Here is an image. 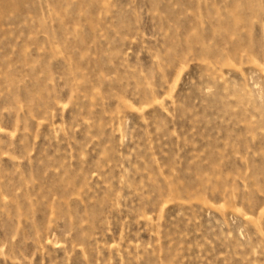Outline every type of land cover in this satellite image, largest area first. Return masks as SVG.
Masks as SVG:
<instances>
[{"label": "rangeland", "instance_id": "1", "mask_svg": "<svg viewBox=\"0 0 264 264\" xmlns=\"http://www.w3.org/2000/svg\"><path fill=\"white\" fill-rule=\"evenodd\" d=\"M0 264H264V0H0Z\"/></svg>", "mask_w": 264, "mask_h": 264}]
</instances>
